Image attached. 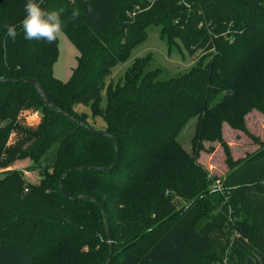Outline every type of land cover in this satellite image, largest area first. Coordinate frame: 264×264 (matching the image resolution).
<instances>
[{"label": "trees", "instance_id": "16d2710c", "mask_svg": "<svg viewBox=\"0 0 264 264\" xmlns=\"http://www.w3.org/2000/svg\"><path fill=\"white\" fill-rule=\"evenodd\" d=\"M25 2L0 0V168L28 160L40 180L0 172V264H264V142L249 134L258 150L233 161L221 137L223 123L245 132L246 115L264 116V0H43L63 9L78 52L66 82L52 73L57 39H23ZM150 26L170 50L198 53L194 65L160 80L147 55L106 84ZM28 108L40 113L33 128L19 121ZM193 119L187 153L177 137ZM204 142L227 154L213 192L216 178L197 163ZM53 144L55 160L42 166Z\"/></svg>", "mask_w": 264, "mask_h": 264}, {"label": "rangeland", "instance_id": "374dc122", "mask_svg": "<svg viewBox=\"0 0 264 264\" xmlns=\"http://www.w3.org/2000/svg\"><path fill=\"white\" fill-rule=\"evenodd\" d=\"M57 49L58 57L52 66V73L57 80L66 82L69 79L73 68L76 66V57L78 56V52L63 32H61L57 38ZM197 54L198 53L190 55L182 48H174L170 50L165 41L160 39V28L150 26L147 29L145 41L132 50L131 55L126 62L118 64L112 69L111 75L105 82L106 84L112 83L115 85L122 78L125 70L131 66L134 59L147 55H151L152 57L149 66L150 69H159L161 72L159 79L167 80L188 72L196 62ZM75 110L78 113H86L88 123L95 130L101 131L104 129V123L101 119L92 118L90 116L89 108L77 105L75 106ZM39 114L40 113L33 108L23 109L19 116L20 124L27 128H33L36 121L40 120ZM195 126V119L188 121L177 137L178 145L187 153L191 152L190 144L194 135ZM244 126L246 130L245 132L240 129H232L226 123L222 124L221 137L228 150L227 153L233 161L243 159L247 155L253 154L258 150L259 145L251 139L249 134L253 137H257L261 142H264V116L260 112L253 110L246 115L244 118ZM14 139L15 133L10 136L9 144L12 143ZM225 146L218 143L204 142L203 150L200 152L197 160V163L207 173L209 180L211 178H216V180L212 181L211 185L208 186V189H210L211 192H213V188L215 186H218L217 183L219 182V178L223 177L228 171ZM56 150L57 145L53 144L43 154L40 164L42 166L52 164L56 157ZM28 166H30V162L28 160L18 161L7 168H0V172L4 170H22L24 172V178L28 182L37 184L40 180V171L37 169H29ZM176 205L179 207L182 205V202H176ZM233 213L235 214V211H233L231 206H229V220L232 219ZM217 230L218 228H215L213 233L216 234V239L223 244L228 238L226 236L227 234L224 230ZM232 237L233 234L230 235L229 239H232Z\"/></svg>", "mask_w": 264, "mask_h": 264}, {"label": "clouds", "instance_id": "9594fccd", "mask_svg": "<svg viewBox=\"0 0 264 264\" xmlns=\"http://www.w3.org/2000/svg\"><path fill=\"white\" fill-rule=\"evenodd\" d=\"M43 0H26L24 3V16L19 22L23 39L43 40L48 43L55 41L62 32L63 21L61 13L63 9H43ZM77 15L73 12V17ZM7 37L15 42L18 32L15 24H5Z\"/></svg>", "mask_w": 264, "mask_h": 264}, {"label": "water", "instance_id": "95a60500", "mask_svg": "<svg viewBox=\"0 0 264 264\" xmlns=\"http://www.w3.org/2000/svg\"><path fill=\"white\" fill-rule=\"evenodd\" d=\"M20 82H27V83H31V84H33L34 87L36 88V90L38 91V93L40 94V96L43 98L44 102H45L47 105H49V102H48V100H47L45 94L43 93V91L41 90L39 84H38L35 80H32V79H25V80H22V81H20ZM67 117L73 120V118H72L71 116H67ZM94 132H95V131H94ZM99 134H101V133H99ZM102 135L108 136L107 134H102ZM108 137H109L110 139L113 140V142H114V147H115V149H116V143H115L114 138L111 137V136H108ZM79 198H83V197H79ZM87 199H89V198H87ZM89 200H90V199H89ZM107 237H108V241H110V238H109L108 233H107ZM109 248H110V251H111V253H112V246H111L110 242H109ZM110 258H111V255L109 256L108 261H109ZM106 264H108V262H107Z\"/></svg>", "mask_w": 264, "mask_h": 264}, {"label": "built area", "instance_id": "2783aa9c", "mask_svg": "<svg viewBox=\"0 0 264 264\" xmlns=\"http://www.w3.org/2000/svg\"><path fill=\"white\" fill-rule=\"evenodd\" d=\"M36 115H37V114H36ZM36 115H35V116H36ZM36 117H37V116H36ZM36 123H37V121H36ZM36 123H35V124H36ZM217 185H218V186H215V187L213 188V191L220 190V189H219V182L217 183ZM25 191H26V190H25ZM214 264H227V261H226V259H224L222 262H217V263H214Z\"/></svg>", "mask_w": 264, "mask_h": 264}]
</instances>
